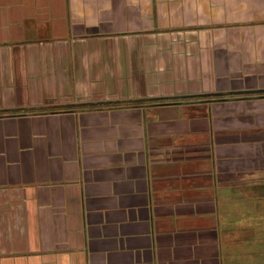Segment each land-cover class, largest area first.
Instances as JSON below:
<instances>
[{
    "label": "crops",
    "instance_id": "0c3cea01",
    "mask_svg": "<svg viewBox=\"0 0 264 264\" xmlns=\"http://www.w3.org/2000/svg\"><path fill=\"white\" fill-rule=\"evenodd\" d=\"M0 264H264V0H0Z\"/></svg>",
    "mask_w": 264,
    "mask_h": 264
},
{
    "label": "trees",
    "instance_id": "16d2710c",
    "mask_svg": "<svg viewBox=\"0 0 264 264\" xmlns=\"http://www.w3.org/2000/svg\"><path fill=\"white\" fill-rule=\"evenodd\" d=\"M214 96H216V97H219V96H231V97H239L240 96V93H233V92H231V94L229 93V94H223V93H219V94H216V95H214ZM171 99H168V98H158L157 99V101L158 102H163V103H167V102H169ZM105 105V104H104ZM85 106H87V105H85ZM100 106H103V104L102 103H97L96 102V104L95 103H90L89 104V108H92V107H100ZM87 108V107H86Z\"/></svg>",
    "mask_w": 264,
    "mask_h": 264
}]
</instances>
